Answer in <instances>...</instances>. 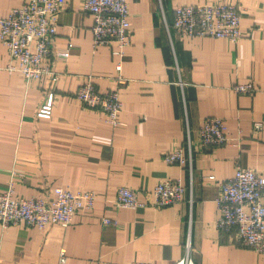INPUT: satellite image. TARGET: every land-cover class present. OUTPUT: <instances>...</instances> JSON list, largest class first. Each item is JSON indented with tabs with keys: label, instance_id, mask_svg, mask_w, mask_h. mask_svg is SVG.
<instances>
[{
	"label": "crops",
	"instance_id": "crops-1",
	"mask_svg": "<svg viewBox=\"0 0 264 264\" xmlns=\"http://www.w3.org/2000/svg\"><path fill=\"white\" fill-rule=\"evenodd\" d=\"M29 0H0V19ZM230 3L240 6L237 44L221 38L179 35L173 28L180 6ZM131 43L118 73L115 47L93 46V17L81 0H65L58 15L50 62L58 74L28 84L10 71L0 41V191L14 172V197L51 199L56 187L73 193L95 191L94 209L66 227L46 231L24 224L0 225V264H172L185 256L190 239L197 264H264V254L237 246L234 232L216 229L220 182L237 165L264 177V0H128ZM168 26V27H167ZM68 43L66 59L57 57ZM91 75L101 93L117 90L120 125L82 107L75 94L82 76ZM121 75L126 82L118 79ZM253 82V95L237 94L235 84ZM49 112L39 116L43 107ZM219 117L238 143L200 147L203 121ZM191 141L190 172L168 165L164 155ZM180 179L188 191L183 202L153 206L155 186ZM127 187L145 204L134 210L116 206L117 191ZM113 201V202H112ZM116 220V225L103 223Z\"/></svg>",
	"mask_w": 264,
	"mask_h": 264
},
{
	"label": "built area",
	"instance_id": "built-area-1",
	"mask_svg": "<svg viewBox=\"0 0 264 264\" xmlns=\"http://www.w3.org/2000/svg\"><path fill=\"white\" fill-rule=\"evenodd\" d=\"M65 0H29L21 7L13 8L8 16L0 19V41L7 49L10 71L20 73L27 86L34 81L48 79L54 83L58 74L53 70L50 58L55 56L54 39L58 28V15L63 10ZM83 12L93 17V46L115 47L113 55L119 56L115 63L118 73L122 70L125 49L131 43V23L129 21L128 0H81ZM243 9L234 4L216 3L186 5L174 10L172 28L182 36L212 37L227 39L237 44L246 34L241 30ZM168 27V26H167ZM73 45L57 53V57L70 56ZM91 75L82 76L76 91V98L83 106L98 111L101 122L110 128L120 125L122 103L117 90L101 93ZM118 79L126 80L118 75ZM232 90L237 94L253 95L257 87L253 82L235 84ZM45 108V109H44ZM39 116H47L44 106ZM264 130L260 121L253 123V132ZM227 135L226 125L219 117L205 119L198 132L200 147H221L238 143ZM192 147L189 137L185 144L167 152L163 160L168 165L189 168L190 197L192 203ZM17 175L13 172L4 190L0 191V225L3 228L24 224L27 227L46 231L53 226L66 228L75 217L90 213L96 204L97 193L84 191L73 193L63 187H56L54 196L45 200L40 197H14ZM188 188L180 179L166 178L154 191L155 204L169 207L183 202ZM113 202V201H112ZM116 206L135 209L138 206L133 191L120 189ZM219 217L216 229L221 232H234L233 242L240 247L249 248L264 254V177L255 169L237 165L233 177L220 182L217 198ZM103 223H113L103 218ZM64 250L59 255V263L65 264ZM128 264H152L132 261ZM172 264H197L194 260L190 239L185 244V256Z\"/></svg>",
	"mask_w": 264,
	"mask_h": 264
},
{
	"label": "bare ground",
	"instance_id": "bare-ground-1",
	"mask_svg": "<svg viewBox=\"0 0 264 264\" xmlns=\"http://www.w3.org/2000/svg\"><path fill=\"white\" fill-rule=\"evenodd\" d=\"M93 24H94V22H93ZM92 27H93V26H92ZM91 30H92V29H91ZM92 35H93V33H92ZM93 39H94V37H93ZM79 102H80V104L82 105V107H84V106H83V103H82L80 100H79ZM84 108H86V107H84ZM112 129H115V128H112ZM163 181H164V180H163ZM163 181H161V182H163ZM161 182H159V183L155 186L154 191H155L156 187H157ZM120 189H129V188L124 187V186L120 187V188L118 189V191H117V196H116V199H117V200H118V198H119V190H120ZM129 190H131V189H129ZM131 191H133V190H131ZM154 191H153V206L159 208V207L155 204ZM133 193H134L135 198H136V201H137V203H138V206H137L135 209H137V208H139V207H145V206H146L145 204L140 203V202L137 200L136 193H135L134 191H133ZM120 207H123V206H120ZM123 208L128 209V208H126V207H123ZM129 210H134V209H129ZM112 220L115 221V224H113V223H105V224L116 225V224H117L116 220H114V219H112Z\"/></svg>",
	"mask_w": 264,
	"mask_h": 264
}]
</instances>
